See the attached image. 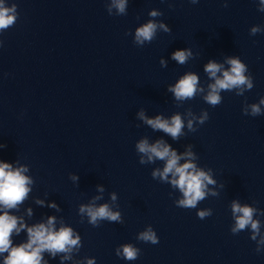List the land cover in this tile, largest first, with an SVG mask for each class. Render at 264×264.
I'll list each match as a JSON object with an SVG mask.
<instances>
[{
    "label": "clouds",
    "instance_id": "obj_1",
    "mask_svg": "<svg viewBox=\"0 0 264 264\" xmlns=\"http://www.w3.org/2000/svg\"><path fill=\"white\" fill-rule=\"evenodd\" d=\"M192 4H196L199 0H190ZM264 4V0H261ZM128 0H112L111 7L117 10L118 15L127 14ZM227 4H225V7ZM111 7L109 13L111 14ZM264 11V9H261ZM163 15V13L152 10L147 23L138 27L135 30L134 42L137 45L143 46L146 42L150 44L156 38L158 29L165 33H170L171 29L163 23H158L154 18ZM19 13L17 4L12 3L11 6H5L4 0H0V32L6 31L14 26ZM258 28L252 29L254 35ZM128 33H126L127 35ZM194 56L190 48L176 50L172 53L171 58L178 64L184 65L189 59ZM225 64L228 67H225ZM161 65L165 66L166 62L161 60ZM204 71L207 73L214 83L207 85V94L203 96V100L211 107H216L222 103V92H235L237 96H242L245 90H251L254 87L253 80L249 75H246L247 68L239 58L226 57L224 63H218L214 60H209L204 66ZM168 91L174 94V98L179 101H188L196 97L198 93H203L204 88L199 86V78L194 73H187L182 76L174 86H170ZM260 105H264V98H261L259 104L250 105L252 116L262 114ZM244 114L248 115L247 109ZM138 118L145 125L150 127L154 132L159 131L173 140H179L180 137L186 135L185 121L180 114L171 116L170 119L164 118L162 115H156L154 118H149L144 111H140ZM190 117L187 120L188 132L194 133L197 131L195 124L203 125L209 119V113L205 110L199 117H196L190 110L187 112ZM6 145L0 144V148ZM136 151L141 154L140 164L154 163L155 161H163L162 170L155 169L151 175L153 179H159L160 182L170 184L172 188L178 189L182 193L181 199L175 201L178 208L195 209L198 203L205 200L207 195L216 196L218 193L209 192L208 185H214L216 181L212 179L209 172H206L196 166L192 161L196 159L191 151L192 146H188V150L182 154H178L170 144L164 139H157L154 143H149L148 138L140 139L135 145ZM184 163H180L181 160ZM28 171L25 166L13 168L10 163L0 162V208L4 211L0 214V254L8 253L4 257L3 264H41L42 253L49 252L52 256L57 253H70L74 247L79 246L80 238H73V230L70 227L61 226L59 230L55 229V217H49L47 223L35 224L31 227L26 226L22 221L18 227V217L10 215L8 210L16 208L28 196L30 192L29 185L32 180L24 175ZM210 171V170H209ZM171 177V179H169ZM73 180L77 177L73 176ZM103 191V188H99ZM98 199V198H97ZM112 199L116 200L115 194ZM43 205V201H37ZM49 207H57L55 203L49 204ZM257 208L247 204H241L238 201H233L231 204V213L235 220L234 226L231 228L233 234H238L250 227L252 231L251 240L256 241V252H261L264 246V236L261 235V224L259 220L253 219L257 214ZM81 214H87L89 222L96 226L99 220L119 221L120 214L110 210L109 205L104 204L99 207L94 205H81ZM31 214V210H29ZM264 215V213H260ZM212 215V210L204 209L197 213V217L201 220ZM27 230V243L12 246L11 236L13 232L19 234L22 229ZM259 237V239H257ZM139 240L157 244L159 239L151 227L147 231L141 232ZM139 249L132 245L122 246V251L117 250V255L122 258L134 261L138 258ZM70 257H65V259ZM44 264H47L45 261ZM88 264H94L92 260Z\"/></svg>",
    "mask_w": 264,
    "mask_h": 264
}]
</instances>
